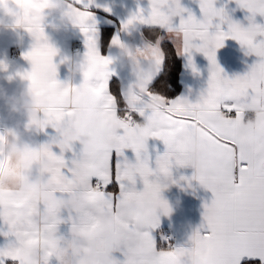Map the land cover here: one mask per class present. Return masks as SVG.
<instances>
[{
	"label": "snow or ice",
	"instance_id": "6c2138e0",
	"mask_svg": "<svg viewBox=\"0 0 264 264\" xmlns=\"http://www.w3.org/2000/svg\"><path fill=\"white\" fill-rule=\"evenodd\" d=\"M14 2L24 4L27 11L15 14L13 26L27 25L31 33L33 13L43 15L49 0ZM235 3L250 14L247 27L223 7L217 8L216 0H199L200 19L191 12L185 17L180 0H149L147 15L138 9L122 23L124 30L140 24L160 31L152 47L154 73L146 77L140 91L161 100L163 107L149 112L140 106L139 96L134 97L137 104L125 106L119 86L110 85L113 58L101 52L103 37L90 11L94 0H70L67 7L80 18L74 25L84 35V54L89 58L76 87L100 100L103 118L97 122L85 120L69 105L72 86L57 79L58 50L49 43L44 24L39 25L35 42L23 58L31 66L26 70L30 89L47 99L43 119L57 133L43 144L50 164L46 191L63 203L58 209L41 206L32 193L14 190L0 153V236L4 237L0 264H192L194 259L199 264H242L245 259L264 264V147L250 148L240 131L249 105H255L264 118V24L255 22L257 15L264 17V0ZM174 17H179L178 24ZM222 25H227L226 31ZM227 39L258 58L243 75L229 78L217 61V50ZM110 44L123 46L118 36ZM166 44L188 57L193 72L197 71L193 52L209 61L207 87L195 102L186 97L167 100L149 90L168 55ZM137 118L149 121L150 138L165 146L164 153L155 157V168L148 143L135 137ZM256 131L264 135V124ZM199 135L213 150L195 164L187 145ZM3 140L0 134V144ZM85 141L90 150H84ZM75 142L82 148L66 160L65 152L72 151ZM129 149L134 162L125 155ZM174 165L194 168L192 177L181 179L198 181L212 199L203 205L202 223L190 237L191 246L163 248L151 231L159 225L160 214L171 212L161 195L168 185L161 180L176 183ZM138 179L142 190H137ZM63 225L66 233L61 231ZM114 252L124 258L117 259Z\"/></svg>",
	"mask_w": 264,
	"mask_h": 264
},
{
	"label": "crops",
	"instance_id": "0c3cea01",
	"mask_svg": "<svg viewBox=\"0 0 264 264\" xmlns=\"http://www.w3.org/2000/svg\"><path fill=\"white\" fill-rule=\"evenodd\" d=\"M70 0H68V3ZM181 6L186 9L183 14L185 17L188 12H191L197 19L202 18V13L199 7V0H180ZM217 8L223 7L228 15L235 21H239L244 27H247L249 21L246 19L250 14L243 9H240L235 0H216ZM108 9V11H105ZM138 9H143L147 15L149 11V0H94V5L90 9L93 12L98 35L103 37L101 52L113 58V64L110 66L114 75L110 79V85L132 86L135 77L128 69H122L119 61L115 59L118 55L119 48L110 44L113 36H118L122 43L133 47L135 50L143 49L149 41L153 44L155 40H150L145 33V29L149 28L146 25L136 24L127 30L122 29V23L128 17L137 12ZM174 23H179V17H174ZM256 23L264 24V17L259 15L255 18ZM223 30H227V25L221 26ZM45 33L48 41L58 50V55L54 57V62L57 64V79L62 83L66 82L67 75L70 70V65L66 62L67 58L75 54H83L86 51L84 45V35L80 28L67 20H62L60 10L51 13L44 23ZM77 41L83 42V51H76L75 44ZM33 44L30 34L23 29H13L11 27L0 30V62L6 67L0 68V86H2L9 95L18 93L27 86V81L21 82L16 76V70H30V63L23 58V54L30 50ZM19 52L20 58L13 56V52ZM178 52V50H177ZM182 61L180 73L181 91L173 98L167 100H175L180 97H186L192 102H195L201 92L207 87L209 76V61L202 53L193 52L192 59L197 71L193 72L188 63V57L179 53ZM217 61L223 68L224 73L229 77L245 74L250 66L258 59L254 55H247L245 49L232 39L224 41V46L217 50ZM63 61V62H61ZM165 65L163 63L160 72L153 77L155 81L162 72ZM82 82V74L77 73L71 83L79 85ZM151 83L149 90L151 91ZM121 103L123 101L121 100ZM42 115V114H41ZM250 115V114H249ZM142 121V118H137ZM26 119L17 113H11L4 99H0V134H5L7 131L19 128L24 132L23 139L29 144H45L49 143L53 137L57 135L56 131L50 126L43 132L31 134L25 131ZM149 155L151 157V166L155 168V157L158 154H163L165 146L159 140H148ZM82 145L75 142L72 151L65 152L66 160H71L73 151L79 152ZM53 151L59 154V148L53 147ZM125 155L130 161H135L134 153L129 149L125 150ZM172 179L167 182V187L161 192L162 198L167 201L171 212L168 215H159V225L152 229L157 246L161 247L163 243L166 248L169 245L190 247V237L192 233L199 228L202 223L203 205L205 202H210L212 193L203 188L198 181L181 179V177H192L195 169L192 167H177L173 166ZM154 179V177H153ZM137 190H142L143 184L137 180ZM61 231L66 233L67 226H61ZM171 236V244L165 242L166 234ZM4 243V237L0 236V244ZM113 256L122 260L124 257L121 252H114ZM261 264L258 259L242 261V264Z\"/></svg>",
	"mask_w": 264,
	"mask_h": 264
},
{
	"label": "clouds",
	"instance_id": "9594fccd",
	"mask_svg": "<svg viewBox=\"0 0 264 264\" xmlns=\"http://www.w3.org/2000/svg\"><path fill=\"white\" fill-rule=\"evenodd\" d=\"M67 4L68 0H49L43 15L33 13L32 32L29 33L26 31L27 25L13 26L16 20L15 14L27 11L26 6L22 3L14 2V0H0V30L9 27L23 29L30 34L32 41L35 42L39 25L44 24L51 13L60 10L62 20H67L72 24L80 19L75 11L68 9ZM157 39L159 40V37ZM122 45L118 46L119 52L115 59L119 61L122 69H128L135 77L132 86H121L120 88L123 103L131 108L137 104V100L134 97L139 96L141 97L140 106L146 111L151 112L163 107L161 100L150 99L140 91L145 84L146 77L154 73V64L152 62L153 43L149 41L141 51L135 50L124 43ZM88 61L89 58L84 53L69 56L66 62L70 65V70L65 83L72 86V91L68 97V103L72 110L78 112L87 121L97 122L103 118L100 100L93 93L86 92L82 86L76 87V85L71 83L76 74L82 73L88 66ZM15 74L20 78L21 82H28L26 71L22 68H18ZM156 94L159 95V93ZM0 99L5 100L11 113H17L26 119L25 131L35 135L43 132L47 127L43 115H41L47 108V99L46 97L37 96L35 91L30 89L29 83L18 93L12 95H9L0 86ZM247 113L248 115L240 126L243 138L252 149L264 147V135L256 131L264 124V118L258 116V109L255 105H249ZM133 128L137 141L147 144L152 131L150 122L147 120H134ZM23 136L24 132L19 128L11 129L4 134V140L0 144V153L3 154L6 168L11 174L6 179L14 190L32 193L41 206L58 209L63 202L46 191L50 164L44 154V146L43 144H29L24 141ZM90 147L87 141L83 143L84 150H90ZM187 149L195 164L202 163L205 155L213 150L203 135H199L198 139L191 141L187 145ZM145 159H147V153H145ZM167 182L166 178L161 180V183ZM192 264H199V261L194 259ZM208 264H214V262L208 261Z\"/></svg>",
	"mask_w": 264,
	"mask_h": 264
},
{
	"label": "trees",
	"instance_id": "16d2710c",
	"mask_svg": "<svg viewBox=\"0 0 264 264\" xmlns=\"http://www.w3.org/2000/svg\"><path fill=\"white\" fill-rule=\"evenodd\" d=\"M145 33L150 40H155V37L160 34V31L146 28ZM164 47L168 55L166 56L162 72L151 85V91L159 92L167 99H170L181 91L180 73L182 61L177 50L173 49L171 45L166 44ZM162 82L166 83L167 87H164ZM160 246L164 247L163 243ZM253 264H256V262Z\"/></svg>",
	"mask_w": 264,
	"mask_h": 264
},
{
	"label": "built area",
	"instance_id": "2783aa9c",
	"mask_svg": "<svg viewBox=\"0 0 264 264\" xmlns=\"http://www.w3.org/2000/svg\"><path fill=\"white\" fill-rule=\"evenodd\" d=\"M75 49H76V51L82 52L83 51V42L82 41H77L76 44H75ZM13 56L15 58L19 59L20 58V53L15 51V52H13ZM137 121H138V119H137ZM165 242L167 244H171V236L168 233L165 236Z\"/></svg>",
	"mask_w": 264,
	"mask_h": 264
}]
</instances>
